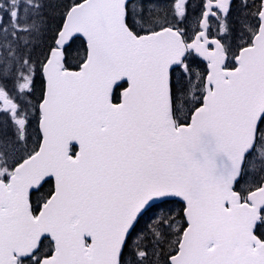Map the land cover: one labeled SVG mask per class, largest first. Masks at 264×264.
Returning a JSON list of instances; mask_svg holds the SVG:
<instances>
[{
	"label": "snow or ice",
	"instance_id": "6c2138e0",
	"mask_svg": "<svg viewBox=\"0 0 264 264\" xmlns=\"http://www.w3.org/2000/svg\"><path fill=\"white\" fill-rule=\"evenodd\" d=\"M0 264H264V0H0Z\"/></svg>",
	"mask_w": 264,
	"mask_h": 264
}]
</instances>
